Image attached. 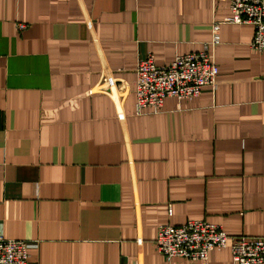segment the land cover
Listing matches in <instances>:
<instances>
[{"label": "crops", "instance_id": "obj_1", "mask_svg": "<svg viewBox=\"0 0 264 264\" xmlns=\"http://www.w3.org/2000/svg\"><path fill=\"white\" fill-rule=\"evenodd\" d=\"M230 16L229 0H0V235L30 264H197L156 248L189 219L264 234V53ZM215 22L216 86L137 114L140 59L199 52Z\"/></svg>", "mask_w": 264, "mask_h": 264}, {"label": "built area", "instance_id": "obj_2", "mask_svg": "<svg viewBox=\"0 0 264 264\" xmlns=\"http://www.w3.org/2000/svg\"><path fill=\"white\" fill-rule=\"evenodd\" d=\"M231 16L226 22L250 24L255 27L251 47L264 53V0H229ZM220 25L215 22L212 41L203 50L175 57L169 64L160 65L152 53L140 59L136 68V111L161 112L165 99L174 97L179 102L195 99L205 85L216 86L220 66L211 48L220 43ZM20 29L25 25L19 24ZM103 83L113 87L117 79L103 77ZM122 119L124 116L119 115ZM156 248L168 260L174 257L190 259L197 264H209L210 252L229 247L232 264H264V234L230 235L223 227L206 219H189L183 225L163 224L158 227ZM142 240L138 239V243ZM29 242L0 235V264H30Z\"/></svg>", "mask_w": 264, "mask_h": 264}]
</instances>
